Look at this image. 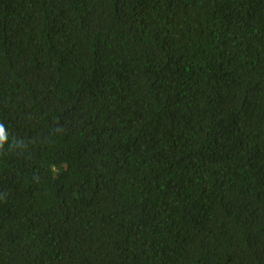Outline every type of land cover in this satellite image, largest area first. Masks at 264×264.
Segmentation results:
<instances>
[{
    "label": "trees",
    "instance_id": "obj_1",
    "mask_svg": "<svg viewBox=\"0 0 264 264\" xmlns=\"http://www.w3.org/2000/svg\"><path fill=\"white\" fill-rule=\"evenodd\" d=\"M0 264H264V0H0Z\"/></svg>",
    "mask_w": 264,
    "mask_h": 264
}]
</instances>
